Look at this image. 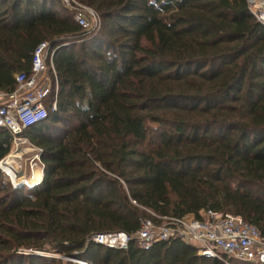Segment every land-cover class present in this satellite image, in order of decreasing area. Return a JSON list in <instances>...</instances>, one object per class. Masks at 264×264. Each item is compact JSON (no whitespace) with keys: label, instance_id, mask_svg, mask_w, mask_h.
<instances>
[{"label":"trees","instance_id":"16d2710c","mask_svg":"<svg viewBox=\"0 0 264 264\" xmlns=\"http://www.w3.org/2000/svg\"><path fill=\"white\" fill-rule=\"evenodd\" d=\"M79 1L98 29L61 0H0V90L43 41L54 68L47 115L23 130L42 180L14 187L0 171V264H264L180 238L89 239L134 235L147 209L230 211L264 234V24L246 0ZM10 145L0 126V159Z\"/></svg>","mask_w":264,"mask_h":264},{"label":"built area","instance_id":"2783aa9c","mask_svg":"<svg viewBox=\"0 0 264 264\" xmlns=\"http://www.w3.org/2000/svg\"><path fill=\"white\" fill-rule=\"evenodd\" d=\"M61 1L84 29L90 31L100 27V15L94 8L77 0ZM246 3L253 16L264 24V0H246ZM51 55L49 43H39L33 51L30 73L17 72V86L9 91L0 90V126L11 135L10 149L0 159V171L14 187L30 186L27 179L35 170L39 178L31 185L39 183L43 177L42 148L23 134V130L47 115L45 98L51 91L52 82L48 85L43 81V75L48 67L54 73ZM55 107L56 98L52 101V108ZM147 211L150 216L141 217L140 225L132 236L116 230L93 233L89 239L125 248L134 237L139 247L148 248L155 241L173 237L194 245L197 254L264 262V234L240 214L206 209L198 218L193 213L161 215L150 209Z\"/></svg>","mask_w":264,"mask_h":264},{"label":"rangeland","instance_id":"374dc122","mask_svg":"<svg viewBox=\"0 0 264 264\" xmlns=\"http://www.w3.org/2000/svg\"><path fill=\"white\" fill-rule=\"evenodd\" d=\"M77 1H79V0H77ZM80 3H82V4H84V5H86V6H89V7H91L90 5H88V4H86V3H83V2H81V1H79ZM93 8V7H92ZM49 68V67H48ZM43 81H45L48 85H50V82H51V77H50V74H49V71L47 70L45 73H44V75H43ZM49 255H59L60 256V254L59 253H56V252H50V253H48ZM61 257H64V256H62L61 255ZM68 258V257H67Z\"/></svg>","mask_w":264,"mask_h":264},{"label":"bare ground","instance_id":"6f19581e","mask_svg":"<svg viewBox=\"0 0 264 264\" xmlns=\"http://www.w3.org/2000/svg\"><path fill=\"white\" fill-rule=\"evenodd\" d=\"M38 178H39V173L37 172V170H35L33 176L31 178H28L27 181L31 185L36 181H38Z\"/></svg>","mask_w":264,"mask_h":264}]
</instances>
